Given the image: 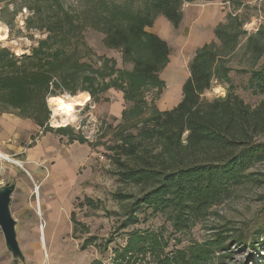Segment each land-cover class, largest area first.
<instances>
[{
	"label": "rangeland",
	"instance_id": "obj_1",
	"mask_svg": "<svg viewBox=\"0 0 264 264\" xmlns=\"http://www.w3.org/2000/svg\"><path fill=\"white\" fill-rule=\"evenodd\" d=\"M58 1L56 4L51 0H0V23L6 25L8 37L0 42V48L8 49L17 57L31 55L49 35L45 28L49 18L59 15L60 20L70 19L61 25L72 28L67 45L78 51L82 63L98 68L102 67L103 59H109L117 63L118 69H132L131 64L123 61L122 50L105 44L103 25L98 22L99 0ZM115 1L126 3L130 0ZM134 1L138 6L143 2ZM227 2L231 4V11ZM182 20L175 28L164 16L158 15L153 27L147 29L164 39L171 49L169 63L160 73L165 87L158 96L157 90L148 91L146 100L149 103L153 101L161 111L177 106L182 99L183 84L190 76L191 61L203 46L219 43L215 32L221 25L226 28L240 25L245 34L239 46L226 58L227 67L232 70L231 82H214L204 97L209 100L225 97L232 90L253 107L264 100V95H255L249 89L251 72L264 66V54L256 59L248 45V37L259 30L264 43V0H194L184 4ZM197 36V50H188ZM57 93L54 97L68 102L66 126L86 142H71L68 136L58 134L55 130L60 127L49 124L51 116L46 123L47 130L51 131L32 121L31 139L23 145L45 143L49 153L35 158L31 164L33 170L24 164L23 167L16 165L19 171L24 170L27 183L17 175L4 179L0 185L16 184L10 211L24 255L23 259L12 256L0 228V264H111L115 252L127 244L128 235L134 230L162 233L168 242L166 253L169 255L181 250L187 253L191 245L204 244L218 235L225 240L222 249L214 248L211 264H264V243L256 234L264 226V163L250 168L247 178L234 188L231 197L211 208L209 215L188 231L176 233L165 216L154 214L150 209L138 213L139 224L121 229L130 202L122 197H140L150 189L151 183L141 185L121 180L120 173L126 165L134 166L135 158L124 156L113 148L122 144L124 136H137L147 116L124 120L123 112L133 104L126 102L124 93L114 87L95 98L88 92ZM75 98L80 99V105H74ZM0 109L18 113L6 104L0 103ZM151 112L148 111V116ZM25 147L22 154L11 152L10 158L23 162L27 155ZM2 175L6 176L4 172ZM39 196L42 211L38 207ZM73 216L79 223L76 230L71 221ZM46 222L50 223V232ZM240 232L243 234L241 242L236 237ZM91 237L96 238L95 243L83 250L84 241ZM45 248H49L48 252ZM131 263L157 264V261L148 254Z\"/></svg>",
	"mask_w": 264,
	"mask_h": 264
},
{
	"label": "trees",
	"instance_id": "obj_2",
	"mask_svg": "<svg viewBox=\"0 0 264 264\" xmlns=\"http://www.w3.org/2000/svg\"><path fill=\"white\" fill-rule=\"evenodd\" d=\"M142 1L141 6L134 0L98 1V22L103 25L105 44L122 50L123 61L132 65L131 70L118 69L117 63L109 59H103L98 68L82 63L78 51L67 45L72 28L61 25L70 19L60 20L57 15L49 18L45 26L49 35L31 55L17 57L0 48V103L49 131L48 99L58 96V91L72 95L88 92L95 98L112 87L121 90L126 102L133 104L123 112V119L147 117L137 136H124L122 144L113 148L135 158V165H126L120 178L141 185L151 183L140 197H122L130 202L121 229L139 224L138 213L150 209L165 216L176 233H183L205 219L211 208L230 198L250 168L264 163V100L253 107L232 90L225 97H204L214 82H231L232 70L226 58L245 34L240 25H221L215 32L219 43L203 46L191 61L190 76L183 84L177 106L161 111L153 101L149 103L147 92L157 90L158 96L165 87L160 73L169 63L171 49L164 39L147 29L153 27L158 15L178 28L184 4L194 0ZM262 34L259 30L248 37L256 59L264 54ZM249 89L255 95H264V66L251 72ZM148 111H152L149 116ZM55 131L68 136L71 142H86L69 126ZM71 221L76 230L78 221L74 216ZM240 233L236 235L239 242L243 239ZM256 234L264 243V226ZM95 240L86 239L81 248H88ZM224 240L217 235L204 244L191 245L190 252L181 250L169 255L162 233L134 230L127 244L115 252L111 264H132L134 259L148 254L157 264H211L214 248L222 249Z\"/></svg>",
	"mask_w": 264,
	"mask_h": 264
},
{
	"label": "crops",
	"instance_id": "obj_3",
	"mask_svg": "<svg viewBox=\"0 0 264 264\" xmlns=\"http://www.w3.org/2000/svg\"><path fill=\"white\" fill-rule=\"evenodd\" d=\"M192 43H194V45H191V47H189L188 50L195 49V44H198V36H197V39H195V41H192ZM204 44H202L200 47H202ZM195 50H197V48ZM32 130H33L32 120L24 119L18 116L17 114H14L11 112H0V179H2L0 181V185L3 184V181L5 182L4 179L16 177L17 175L22 182H25L28 178L27 176L24 175V172H23L24 170L19 171L16 165L23 167L22 164H24V165H27L29 170H33L32 169L33 166L31 165L33 161H36L37 158H42L46 154L49 153L48 149L45 146V143L43 144L40 143L38 146L35 145L36 147L35 146L25 147L23 145V143L28 144V141L31 139V136H32ZM24 147L27 150L26 151L27 155H26V158L23 160V162L14 161L10 158L11 152L18 153V154L19 153L22 154L23 152H25V151H22ZM3 172L6 174V176L2 175ZM10 183H7L6 185H10ZM1 188L2 186H0V189ZM37 188H38L37 194L40 195L39 187ZM38 207L40 209L42 207L41 197L39 198ZM47 224L48 225L46 227L50 232V223L48 222ZM52 238L53 237H52V231H51L50 241H52Z\"/></svg>",
	"mask_w": 264,
	"mask_h": 264
},
{
	"label": "water",
	"instance_id": "obj_4",
	"mask_svg": "<svg viewBox=\"0 0 264 264\" xmlns=\"http://www.w3.org/2000/svg\"><path fill=\"white\" fill-rule=\"evenodd\" d=\"M15 188V184H10L0 189V228L8 251L15 259H23L24 255L17 240L16 221L10 211L11 198Z\"/></svg>",
	"mask_w": 264,
	"mask_h": 264
},
{
	"label": "bare ground",
	"instance_id": "obj_5",
	"mask_svg": "<svg viewBox=\"0 0 264 264\" xmlns=\"http://www.w3.org/2000/svg\"><path fill=\"white\" fill-rule=\"evenodd\" d=\"M7 38H8L7 37V27L3 23H0V42L7 40ZM49 101H50V105L53 108V112H54V116H53L54 117L53 118L54 126L53 127H62V126L64 127V126H66L68 119L65 118V115L67 113L66 108H67L68 102L65 99H63L62 97H53ZM73 101H74V105H80L81 104L79 98H75ZM59 116L62 117L61 120H56V118H58ZM44 228H45V225L42 223V229H44ZM46 251L48 252L47 249H46Z\"/></svg>",
	"mask_w": 264,
	"mask_h": 264
},
{
	"label": "built area",
	"instance_id": "obj_6",
	"mask_svg": "<svg viewBox=\"0 0 264 264\" xmlns=\"http://www.w3.org/2000/svg\"><path fill=\"white\" fill-rule=\"evenodd\" d=\"M227 8L231 11V4L229 3V2H227ZM48 105H49V100H48ZM49 108H50V110L52 111V113H53V115L51 114V119H50V121H49V124H50V126H54V124H53V116H54V112H53V110H52V108H51V106L49 105ZM62 116V115H61ZM61 116H59L58 118H56V120H61Z\"/></svg>",
	"mask_w": 264,
	"mask_h": 264
}]
</instances>
